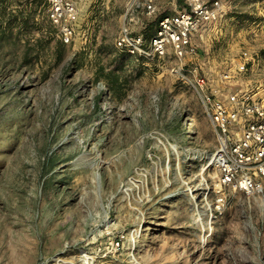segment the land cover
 <instances>
[{"label": "rangeland", "instance_id": "obj_1", "mask_svg": "<svg viewBox=\"0 0 264 264\" xmlns=\"http://www.w3.org/2000/svg\"><path fill=\"white\" fill-rule=\"evenodd\" d=\"M76 1L65 42L48 0H0V264H264V179L221 186L200 85L264 91V0H220L181 57L118 37L187 0Z\"/></svg>", "mask_w": 264, "mask_h": 264}, {"label": "built area", "instance_id": "obj_2", "mask_svg": "<svg viewBox=\"0 0 264 264\" xmlns=\"http://www.w3.org/2000/svg\"><path fill=\"white\" fill-rule=\"evenodd\" d=\"M49 15L61 31V38L70 42L79 17L76 0H48ZM146 9L155 10L153 0ZM220 0H187L186 6L160 20L159 29L147 40L142 34H133L124 25L118 45L132 53L162 56L171 47L176 55L193 51V37L206 25L215 23L222 15ZM134 19V17H131ZM202 36V33H200ZM245 63L237 68L243 71ZM231 84V83H230ZM204 111L212 122L216 146L210 164L217 169L216 176L223 185H234L244 192L257 189L264 179V91L252 88L228 91L222 86L215 91L205 90V79H200Z\"/></svg>", "mask_w": 264, "mask_h": 264}, {"label": "bare ground", "instance_id": "obj_3", "mask_svg": "<svg viewBox=\"0 0 264 264\" xmlns=\"http://www.w3.org/2000/svg\"><path fill=\"white\" fill-rule=\"evenodd\" d=\"M185 122V125H187V127H188V131H189V133H190V135L191 136H193V135H195L196 134V131H195V129H194V126H192V124H191V121L186 117V121H184ZM175 149L178 151V153H179V150L177 149L178 147L176 146V144H175ZM197 152V151H196ZM182 176V175H181ZM183 180V179H182ZM187 190H191L192 191V194H193V196H191V198H193V199H197V196H196V193H195V191H194V188H193V186L192 185H189V187L187 188ZM189 192V191H188ZM192 199V200H193ZM204 206V205H203ZM202 208V207H201ZM202 209H204V208H202ZM199 210H200V208H199ZM198 210V211H199ZM200 212V211H199ZM205 212V211H204ZM201 214V213H200ZM200 218L202 219L203 217H202V214H201V216H200ZM83 264H89L88 262H83Z\"/></svg>", "mask_w": 264, "mask_h": 264}]
</instances>
